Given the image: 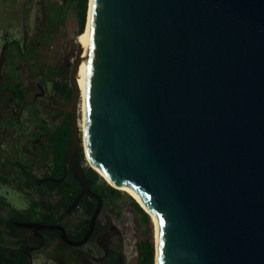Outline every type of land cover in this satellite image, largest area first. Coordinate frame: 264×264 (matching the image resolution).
<instances>
[{"label": "water", "instance_id": "95a60500", "mask_svg": "<svg viewBox=\"0 0 264 264\" xmlns=\"http://www.w3.org/2000/svg\"><path fill=\"white\" fill-rule=\"evenodd\" d=\"M90 2L87 148L98 174L157 219L155 264H264V0ZM78 74L77 55L61 109L81 186L69 212L97 200L89 229L73 242L61 226L18 224L77 248L103 207L77 158Z\"/></svg>", "mask_w": 264, "mask_h": 264}, {"label": "rangeland", "instance_id": "374dc122", "mask_svg": "<svg viewBox=\"0 0 264 264\" xmlns=\"http://www.w3.org/2000/svg\"><path fill=\"white\" fill-rule=\"evenodd\" d=\"M56 6H59V0H49V3L46 0H0V103L9 101L14 89H25V98H32L38 92V83L48 94H53L56 92V81L69 79L73 61L79 55L78 47L83 45L87 25L80 37V17L76 3H72L63 9L59 24L44 35L48 20L44 19L43 13L46 8L52 11ZM13 41L20 43L23 55L16 48L11 49ZM78 118L81 123V110ZM81 135L84 137L83 132ZM82 147L83 166L87 169L90 165ZM122 193L119 197H110L103 204L100 213L103 216V233L100 239L121 245L123 264H139L137 245L150 239L155 246V227L151 217V223H146L131 206L128 193ZM0 195L6 198L7 206L14 211L29 207L28 189L18 193L17 189L0 185ZM80 217L77 214L71 220L83 219V216ZM80 249L79 255L84 257V264L97 263L105 253L99 242H88ZM30 257L32 264H56L42 254L33 253Z\"/></svg>", "mask_w": 264, "mask_h": 264}, {"label": "trees", "instance_id": "16d2710c", "mask_svg": "<svg viewBox=\"0 0 264 264\" xmlns=\"http://www.w3.org/2000/svg\"><path fill=\"white\" fill-rule=\"evenodd\" d=\"M46 2L49 3V0H46ZM72 3H76L78 14L80 17V31L78 35H80V37L84 35L88 20L87 14L89 11V0H59V6H56L54 10L51 11L49 8H46L43 14L44 19L48 20V23L44 27V35L47 34V32H49L53 26L59 24L63 9ZM11 46V49L16 48L18 52L23 55L21 45L18 41H13ZM54 86L56 89L60 90L63 93V98L65 100L71 99V87L68 78H66L64 82L56 81ZM10 98H18L24 101L25 93L23 89H19L18 91L14 89L11 91ZM48 137L50 141V148L47 153L49 154L50 152L54 155L57 166L52 171V178H54L55 181H49L45 189L48 193L58 191L59 194H62V200L53 206H51L50 204L42 203V201L40 203L39 201H33L31 204V211H24L19 213L16 212L14 215L10 216L8 221L6 222V227L9 232H11V234L16 238L20 237V228L17 227L16 223L24 222L25 218L29 219V217H32L34 212L38 213L40 206L42 207L41 204H43V206H47V212L41 214V217L39 218V220L37 219V222H41L47 225H57V223H59L57 219V214L59 213V211L62 208L65 210L69 209L74 200L81 192V186L79 182L71 175V173L69 174V177L67 179L61 182L64 177L65 157L71 140L70 120H67V123L61 125L58 128L57 132L49 131ZM77 154L79 162L83 163L84 152L82 146L79 147ZM27 168L28 166L24 168V174L29 177L27 186H30V188H36V190L40 192L43 191V187L41 186V184L33 176L28 175V172H26ZM85 175L86 178L91 182V191L99 195L102 198L103 203L110 199V197H119L123 194V191L117 190L110 186L92 168H87V172L85 173ZM127 196H129L130 198L131 206L142 215L143 220L148 224L151 223L150 216L143 210L140 204L132 196L128 194ZM79 207L80 208H78V210L82 209V211L84 212L83 215L86 216V218L82 219L79 223L76 224V230L68 234L69 240L74 242L81 241L87 233L90 220L97 207V200L89 196H84L79 204ZM101 221H103L102 215H100L99 219L96 222L95 231L90 237L89 242H99L105 253L104 257H102L97 261V263L94 264H123L124 254L123 250L121 249V245H119L118 242H104L100 239L103 233ZM53 235L58 237L59 233L53 232ZM26 240L27 238L24 240L22 246H19L18 248L0 245V264H29V258L24 253V250L26 249ZM137 250L139 253V264H155L156 241L154 246L153 242L150 239L142 240L138 243ZM80 252V247L74 248L61 242L60 248L50 253V259L53 260L56 264H84V257L79 255Z\"/></svg>", "mask_w": 264, "mask_h": 264}, {"label": "flooded vegetation", "instance_id": "af4514ba", "mask_svg": "<svg viewBox=\"0 0 264 264\" xmlns=\"http://www.w3.org/2000/svg\"><path fill=\"white\" fill-rule=\"evenodd\" d=\"M23 91L24 93L26 92L25 89H23ZM69 102L70 100H65L63 98V93L60 90L56 89V92L53 94H48L42 87V84L38 83V92L35 93L32 98H25V100L22 101V99H11L9 97V101L0 103V150L4 151H0V155H4L5 151H7L12 159L10 162L6 160L8 164H10L11 169L5 172L3 166L0 168V174H8V179L12 182V175L23 173L25 170L24 168L28 166L26 169L28 175L33 176L43 187V191L40 192L37 191L36 188L27 186L30 202L28 209H25V211H31L30 209L32 208L31 204L33 201H39V203L42 201V203L53 206L62 200V194H59L58 191L48 193L45 189L49 181H55L54 178H52V171L57 166L54 155L50 152L49 154L47 153L50 148L48 133L49 131L57 132L61 125L67 123V120H70L71 127L70 111L66 113L63 121L64 111L61 109ZM62 121L63 123L59 125ZM80 164L86 173L87 169H85L83 163ZM70 173L71 170L69 165L66 166L64 164V177L61 182L67 179ZM25 177L28 182L29 177L26 175ZM41 205L42 207L40 206L38 213L34 212L29 219L25 218L24 222L16 223L17 227H19L18 224L22 223L47 225L37 222V219L39 220L41 217L40 215L47 212V206ZM78 208H80L79 205L70 212V208L67 210L62 208L57 214L59 223H57L56 226H61L66 229L67 238L68 234L76 230V224L82 220H71L72 216L78 214V216H83V219L86 217L83 215L84 212L82 209L78 210ZM21 229L27 234L24 253L28 258H30L33 253L51 257L50 253L60 248L61 242L69 245L62 239V233L59 230L46 231L24 227H21ZM53 232H58L59 236H54Z\"/></svg>", "mask_w": 264, "mask_h": 264}, {"label": "bare ground", "instance_id": "6f19581e", "mask_svg": "<svg viewBox=\"0 0 264 264\" xmlns=\"http://www.w3.org/2000/svg\"><path fill=\"white\" fill-rule=\"evenodd\" d=\"M89 11H88V23H87V29H86V35L85 38L83 40V45H80L79 48V55H78V63H79V74H78V86L79 89L81 91V101H80V106L79 109L81 110V123H79V127L81 129V134L83 132V144H84V149H85V155H86V159L90 165V167H93L97 173H99L100 175H103L100 170L96 169L93 165H92V161L90 159V155L88 152V148H87V141H86V129H87V119H86V107H85V98H86V81H87V59H88V53H89V46H90V30H91V2L89 5ZM79 110V113H80ZM104 177V175H103ZM106 177V176H105ZM104 177V178H105ZM120 191H125L126 193H128L129 195H131L132 197H134L136 199V201H138V203L140 205L141 202L127 189V188H121ZM142 207H144L142 205ZM151 215V219L153 221L154 227H155V241H156V256L155 259L157 260V245H158V221L157 219L152 215Z\"/></svg>", "mask_w": 264, "mask_h": 264}, {"label": "crops", "instance_id": "0c3cea01", "mask_svg": "<svg viewBox=\"0 0 264 264\" xmlns=\"http://www.w3.org/2000/svg\"><path fill=\"white\" fill-rule=\"evenodd\" d=\"M7 159L4 157V155H0V168L4 166L5 172L6 170L9 171L11 169L10 164L6 161ZM7 162V163H6ZM6 163V164H5ZM8 174L3 173L0 174V185L8 188L17 189V192H25V189H28L27 187V179L25 177L24 172L17 175H12V182H10V179H8ZM19 184V186H18ZM8 202L6 201V198H4L2 195H0V240H3L1 242V246H4V244H8L12 248H18L19 246H22L24 240L27 238V234H25L23 231H19V238L14 237L11 232L6 227V222L8 221L9 217L14 215L16 212H24L23 211H14L11 207L7 206ZM4 242V244H3Z\"/></svg>", "mask_w": 264, "mask_h": 264}]
</instances>
